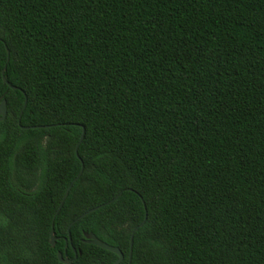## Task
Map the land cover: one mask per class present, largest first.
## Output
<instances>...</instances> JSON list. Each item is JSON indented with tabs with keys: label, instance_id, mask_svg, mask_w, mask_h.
<instances>
[{
	"label": "trees",
	"instance_id": "obj_1",
	"mask_svg": "<svg viewBox=\"0 0 264 264\" xmlns=\"http://www.w3.org/2000/svg\"><path fill=\"white\" fill-rule=\"evenodd\" d=\"M6 64L0 264H264V0H0Z\"/></svg>",
	"mask_w": 264,
	"mask_h": 264
},
{
	"label": "water",
	"instance_id": "obj_2",
	"mask_svg": "<svg viewBox=\"0 0 264 264\" xmlns=\"http://www.w3.org/2000/svg\"><path fill=\"white\" fill-rule=\"evenodd\" d=\"M6 48H7V52H8V57H7V62H8L9 59H10V51H9L7 45H6ZM6 68H7V64L4 66V68L2 69V71H0V78L2 77V78H3V81H4L5 83H8L13 89H17V86L12 85V84L8 81V79L6 78V76H5ZM0 102H1V103H0V121H3V120L7 117V113H8V105H7V100H6V99H3V100H2V99L0 98ZM27 103H28V98H27V96H26V97H25V102H24V105H23V110L26 108ZM23 110H22V112H23ZM46 126H48V125H46ZM23 127H24V128H31V127H33V126H23ZM34 127H43V126H42V125H38V126H34ZM84 136H85V127H83V132H82V135H81V139H80L79 144L83 141ZM79 144H78V146H77V148H76V153H77L78 156H79V152H78ZM83 170H84V164L82 165V168H81L79 174L75 177V179L73 180V182L70 184V186H69V188H68V190H67V192H66V194H65V196H64V199H63V201H62L61 205L59 206V208H58V210H57L56 213H58V212L60 211V209H61V207H62L64 201L66 200V198H67V196H68V194H69V191H70L72 185H73L74 182L77 181V180L79 179V177L82 175ZM121 194H122V192L119 193L117 196H115L113 199L109 200L108 202H105V203H103V204H101V205H98V206H96V207H93V208H91L90 210H88V211L84 212L83 214H81L78 218H76V219L70 224V226H69V235H70V228H71V226H72L76 221L82 219V218L85 217L88 213L93 212V211H95L96 209H98V208H100V207H102V206H105V205H107V204L112 203L113 201H115L116 199H118V198L120 197ZM146 219H147V216H146L145 219H144V220H143V221H142V222H141V223H140V224L134 229V231H133L132 234H131V253H130V261H129V264H131V259H132V248H133V244H134V236H135V233H136V231H137L140 227H142V226L145 224ZM85 242H86V243H89V244H95V245H97V246H100V247H102V248H104V249H107V250H110V251L116 253V254L118 255V259H117L113 264H120V263L123 261L124 257H125V255H124L123 251L120 249V247L115 246V245H112V244H110V243H108V242H106V241L100 239V238H99L95 233H93V232H90V233H87V234H86ZM51 244H52L53 246H55V244H56L55 229H54V221H53V228H52V231H51ZM58 257H59V260H60L61 262L65 263V264H77V263H75V260H74V259H72V258H70V257H68V256H64V254H63L62 252H59V253H58Z\"/></svg>",
	"mask_w": 264,
	"mask_h": 264
},
{
	"label": "flooded vegetation",
	"instance_id": "obj_3",
	"mask_svg": "<svg viewBox=\"0 0 264 264\" xmlns=\"http://www.w3.org/2000/svg\"><path fill=\"white\" fill-rule=\"evenodd\" d=\"M1 103V102H0Z\"/></svg>",
	"mask_w": 264,
	"mask_h": 264
}]
</instances>
